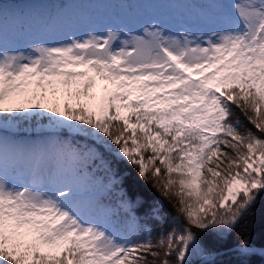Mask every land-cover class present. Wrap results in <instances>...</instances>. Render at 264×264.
Instances as JSON below:
<instances>
[{"label": "snow or ice", "instance_id": "snow-or-ice-1", "mask_svg": "<svg viewBox=\"0 0 264 264\" xmlns=\"http://www.w3.org/2000/svg\"><path fill=\"white\" fill-rule=\"evenodd\" d=\"M52 2L0 6V264H264V0Z\"/></svg>", "mask_w": 264, "mask_h": 264}, {"label": "rangeland", "instance_id": "rangeland-1", "mask_svg": "<svg viewBox=\"0 0 264 264\" xmlns=\"http://www.w3.org/2000/svg\"><path fill=\"white\" fill-rule=\"evenodd\" d=\"M50 4V5H49ZM56 5L52 2V0L50 1V3H48L46 5V8L45 10H51L52 8H54ZM13 7H31V8H35V9H38L40 11H43L42 9V6L41 4H39V2L37 0H27L26 1V6L25 5H19V6H14V4L12 5H8V6H5L4 8H13ZM76 10H83V9H86L88 6L87 5H81V4H77V5H74L73 6ZM44 10V11H45ZM7 25V22L4 21L2 18H0V27L2 26H6Z\"/></svg>", "mask_w": 264, "mask_h": 264}, {"label": "trees", "instance_id": "trees-1", "mask_svg": "<svg viewBox=\"0 0 264 264\" xmlns=\"http://www.w3.org/2000/svg\"><path fill=\"white\" fill-rule=\"evenodd\" d=\"M8 1H17V0H0V4H4L5 2H8ZM258 233H259V223L257 224V234ZM254 264H258V261L254 262Z\"/></svg>", "mask_w": 264, "mask_h": 264}]
</instances>
